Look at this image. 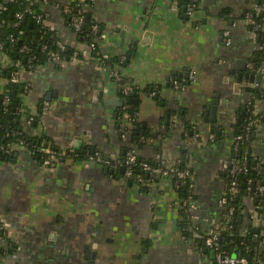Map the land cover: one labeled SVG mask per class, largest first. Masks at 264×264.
I'll return each mask as SVG.
<instances>
[{
    "label": "crops",
    "instance_id": "0c3cea01",
    "mask_svg": "<svg viewBox=\"0 0 264 264\" xmlns=\"http://www.w3.org/2000/svg\"><path fill=\"white\" fill-rule=\"evenodd\" d=\"M69 1L41 7L67 43L73 42L74 33L60 4ZM172 1L93 0L90 8L106 28L101 51L108 58L127 54L128 64L116 67L143 88L138 105H133L142 129L162 131L146 139L140 152L148 159L161 154L167 160H185L193 174L195 223L204 230L220 229L223 162L230 154L232 124L248 102L241 84L245 71L234 65L250 71V58L263 46L243 16L253 0H202L195 19L185 8L175 9ZM174 76L182 78L185 90L171 88ZM24 79L31 86L23 96L25 115L39 116L35 127L28 128L30 134L46 135L47 144L63 149L96 148L111 160L116 151L121 154V145L132 146L119 128L120 107L104 102L123 96L120 86L97 60L50 62L25 72ZM6 82L0 77V92ZM107 82L111 90L105 96ZM147 87L159 88V99ZM49 91L50 101L45 100ZM215 98L219 103L213 122L208 120V104ZM44 101L50 104L47 113H42ZM257 101L262 120L254 152L264 160V98ZM172 119H177L175 124ZM14 152L13 158L0 159V215L14 239L0 238V264H217L213 249L183 230L176 206L182 198L172 179H162L151 196L129 182L118 160L90 167L67 162L50 172L29 149ZM254 207L245 195L232 223L242 237L259 242L264 259V220L254 215Z\"/></svg>",
    "mask_w": 264,
    "mask_h": 264
},
{
    "label": "trees",
    "instance_id": "16d2710c",
    "mask_svg": "<svg viewBox=\"0 0 264 264\" xmlns=\"http://www.w3.org/2000/svg\"><path fill=\"white\" fill-rule=\"evenodd\" d=\"M47 1L48 4L56 3L57 0H0V21L2 23V29L0 30V42L3 43L5 51L8 53L12 61H20L26 67H28V59L30 56H33L34 62L36 65H45L48 63L51 58V53L55 51H59L60 48L58 46V42L61 41L62 37L59 34L56 28H51L49 25L38 22L34 17L37 13H46L41 7L43 3ZM85 5L91 6L93 0H85ZM180 8H185L189 0H179ZM256 4L261 7V11L259 14L254 13V19L256 21H260L264 18V0H255ZM69 4L74 6V15L83 14L84 15V24L82 28L76 33V38L80 42H91L95 38L102 36L105 33V26L103 23L97 21L93 15V11L90 9H85L83 11H79V7H77L78 0H70ZM61 7L63 6L60 4ZM31 9L32 12L28 11ZM17 12H23L24 17L20 20V22L15 25L14 22L17 21ZM244 14L243 16H245ZM66 16V15H65ZM67 19L70 17L66 16ZM222 17L228 18L226 15L222 14ZM71 18V17H70ZM69 18V20H70ZM98 24L99 30L97 32L92 31V25ZM251 28L252 25L249 24ZM5 31L6 35L3 36L2 32ZM22 39V44H19V40ZM257 40L260 44H262V48L260 53L257 52L250 58L251 62H254L255 66L264 64V31L260 30L258 32ZM27 45L29 50L27 52H22L21 48ZM46 47V48H43ZM75 47L72 45H68L64 50H61V54L64 57V60H70L74 54ZM81 57V55L79 54ZM91 59L93 60H103V62L110 69L114 66H125L128 64L129 57L126 54L125 58L122 59V55H116L113 57H105L103 51H101L100 46L91 53ZM57 64V62H55ZM29 68V67H28ZM12 70V66L0 67V77L4 78L6 82V90L0 92V143H7L9 141H25L31 145L39 146L41 143H48L46 135H33L28 132L29 127H35V120L39 118V116H34V121L30 124L23 118V114L26 112L21 111L24 107L23 105V96L26 94V81L13 82L11 81L10 72ZM253 73V71L250 70ZM248 81L249 78L244 76ZM173 80H178L180 84L183 81L181 77L174 76ZM129 79L125 78V84H123L120 80L118 81L120 86L124 87L128 83H132ZM264 81V75H262L261 82L251 85L250 87L245 88V93L247 96V105L244 110H240V117L232 124L231 129V137L234 139L233 144H231L230 156L231 158L238 161L240 165L244 168L237 174L238 177V188L239 193L228 198V203L235 205L241 204L245 195H248V192L252 194H257V190L253 191L252 183H248V180L252 178L254 182L264 184V164L261 161V158L257 155H254L252 149V142L256 138V130L257 127L255 124H251L250 122L256 119V115L253 112V103L257 100L264 98V87L261 88V84ZM172 85L171 88H173ZM133 91L143 90V88L139 87L132 83ZM154 87H147L146 91L150 93L154 90ZM180 91V89L175 88ZM157 94L154 95L155 98L159 99V88L156 89ZM131 92V93H132ZM4 93H8L10 96L9 104L5 105L3 101ZM131 93L127 94V97L131 95ZM122 94L126 96V94L122 91ZM174 112V111H172ZM117 119L120 123L122 119L126 116L136 117V121L131 122V125H128V136L132 146L128 145L122 146L121 158H125L126 153L131 147L136 146V148L143 147V144L146 139L149 137H156L150 131L145 129L144 134H139L138 131H141L142 124L137 120V109L130 102H127L125 106L120 107L117 113ZM262 118V117H261ZM186 123V127L189 126V120L184 119ZM134 127V128H133ZM243 135V139L236 140V136ZM217 136V135H216ZM220 136H217L219 138ZM238 141V145L235 143ZM49 145V144H48ZM50 146V145H49ZM51 147L58 151H63V148L57 147L55 144ZM69 151V150H67ZM96 151H100L95 148L94 151L88 150L87 152H82L80 150H73L70 153L75 155V159H83L84 157H88L89 155H93ZM101 152V151H100ZM105 158L107 155L103 154ZM12 155H4L2 151H0V159L10 157L13 158ZM34 157H39L36 154ZM149 162L157 166L159 163L156 162L155 159H148ZM179 168L181 169H189V166L186 164L185 160H180ZM191 171V170H190ZM135 174H142V171L136 166L134 168ZM192 172V171H191ZM125 173V171H124ZM223 178L226 184V190L229 189L230 183L232 182V177L230 174V168L225 169L223 172ZM173 181L175 186L179 189V193L182 199L190 198V178L187 181H181L176 176L173 177ZM132 184L135 183L134 178L128 179ZM251 185V191L248 190V186ZM255 205L264 206V195L258 193V196L254 199ZM261 210V209H259ZM225 212V210H224ZM181 226L185 232L190 233L186 226L189 223L185 217L183 216V220H181ZM235 229V225L233 223V227L226 228L224 225L219 229L222 240L220 243L226 248L231 254L242 256H246L248 258L249 264H264V259L261 251L259 250V242H253L251 238H244L240 234L237 233ZM2 234L0 233V238Z\"/></svg>",
    "mask_w": 264,
    "mask_h": 264
},
{
    "label": "built area",
    "instance_id": "2783aa9c",
    "mask_svg": "<svg viewBox=\"0 0 264 264\" xmlns=\"http://www.w3.org/2000/svg\"><path fill=\"white\" fill-rule=\"evenodd\" d=\"M85 0H78L77 7H79V11H83L86 9ZM202 0H189L185 7L186 15L190 16L191 18L195 19V16L198 13V10L201 6ZM44 3H47L45 1ZM172 6L177 9L180 6L179 0H173ZM261 7H259L255 0H253L252 5L250 6V9L246 12L245 18L246 22L251 24L252 27L250 28L252 35L257 39L258 32L260 30L264 31V18H262L260 21H256L254 19V13L259 14L261 11ZM28 11L32 12L31 9H28ZM62 12L66 16H70V20L68 18V24L71 27L73 33H74V39L73 42L67 43L65 40L61 39V41L58 42V46L60 48L59 51H55L51 53V58L49 59L48 63H55V62H64V57L61 54V50H64L68 45H72L75 47V51L73 56L71 57V61L73 62H80V61H88L91 59V53L93 51H96V49L101 45V43L107 38V33L105 32L102 36L95 38L91 42H80L76 38V33L82 28L84 24V15H74V6L68 4H63L62 6ZM17 21L14 22L15 25H17L21 19L24 17L23 12H17ZM34 17L37 19L38 22L45 23L49 25L51 28H54L49 22L47 13H37L34 15ZM99 30L98 24L92 25V31L95 33ZM224 36L227 39L228 43H230V31L226 30L224 32ZM46 48V47H43ZM29 48L27 45H24L21 48L22 52H27ZM81 55V57L79 56ZM105 57H108L106 53H104ZM125 58V55H122V59ZM103 69L107 70L109 73V78L118 82L121 79H124L125 76L123 75L122 71L114 66L110 69L108 66L103 62V60H97ZM12 66V70L10 72L11 81L13 82H20V81H26L25 87L26 91L29 92L31 86L29 81L24 79L25 72H34L37 71L42 67L41 65H36L34 62L33 56H30L28 59V67L25 68L23 64H21L20 61H12L8 53L4 49V45L2 42H0V67H7ZM248 68L249 70L253 71L254 73H259L261 75H264V64L259 65L258 67L255 66L254 62L249 61L248 62ZM192 79H195V71L192 70ZM242 87L245 89L246 87H250L253 85L252 82L244 79L241 82ZM173 85L175 88L180 89L181 91L186 89V85L180 84L178 80L173 81ZM133 91L132 83H128L124 89L123 92L126 94L125 98H127V94L131 93ZM26 92V93H27ZM158 92L156 89L152 90L151 94L156 95ZM10 96L8 93H4L3 101L4 104H9ZM258 101L253 103V112L256 115V119L254 121L250 122L251 124H255L256 127H258L259 123L262 120V113L258 108ZM50 109V104L48 101H44L42 104V113H47ZM21 111H24V107L21 109ZM23 118L27 121L28 124L32 123L34 121V115H25L23 114ZM136 121V117L128 116V118L125 116L121 123H120V131L123 136L128 135V125H131V122ZM177 119H172V123L175 124ZM198 133L195 132V136L198 137ZM243 135L236 136V140L243 139ZM232 138V137H231ZM256 139V138H255ZM238 140V141H239ZM238 141L235 143V145H238ZM234 142V139L232 138V144ZM255 147V140L252 142V149L253 153ZM29 149L34 154H38L41 157L42 160V167L45 170H48L50 172H55L59 169L61 164L64 163H70L75 165H82L83 167H90L92 165H103L104 163H108L111 158H105L100 151H96L93 155H89L88 157H84L83 159H75V155L71 154L70 152L74 149L68 148L64 149L63 151H58L54 149L53 147L49 146L47 143H41L39 146L31 145L25 141H9L7 143H0V151H2V154L11 155L14 150L17 149ZM69 150V151H67ZM113 159L115 161H119L122 165L125 166V176L127 178H134L136 183L144 185L147 189L146 192L151 194V196H154V192L156 190V185L162 181V179H173L174 176H176L181 181H187V179L190 178L192 180L193 174L189 169H181L179 168V162L180 159H174V160H167L166 158L162 157L160 154L155 160L157 163H159L157 166H154L151 162H149L146 158L143 157L142 153L140 152L139 148H136V146L131 147L126 153L125 158H121V154L119 151H116L113 156ZM117 161V162H118ZM262 163L264 164V160L261 159ZM224 169L230 168V174L232 177V182L230 183V187L228 190H224L223 194L220 198V204L224 207V216H223V225L226 228L233 227V216L236 212V206L233 204L228 203V198L236 195L239 193L238 188V177L237 174L243 170V166L238 163L235 159L231 158L230 154L223 162ZM138 167L140 171H142V174H135L134 168ZM248 183H252V186L254 185L253 191H256L264 195V184L256 183L252 178L248 180ZM226 188V186H225ZM248 190L251 191V185L248 186ZM257 194H252L251 192H248V194L251 196V198L254 200L255 197L258 196ZM233 198V197H232ZM176 206H179L181 209V216L185 217V219L189 222L186 226L187 230L192 234L194 238H197L199 240L204 241V243L211 247L215 253V260L217 264H249L248 258L246 256H242L241 254L233 255L231 254L224 246L220 243L219 240V229L218 228H211V229H201L195 221L198 218V214L196 213V204L190 198L187 199H180L176 202ZM261 209V210H259ZM254 215L257 218H260L264 220V206H258L255 205L254 207ZM0 233L2 234V237L5 239H10L14 241L13 234L9 225V222L5 217H2L0 215ZM12 241V242H13Z\"/></svg>",
    "mask_w": 264,
    "mask_h": 264
},
{
    "label": "water",
    "instance_id": "95a60500",
    "mask_svg": "<svg viewBox=\"0 0 264 264\" xmlns=\"http://www.w3.org/2000/svg\"><path fill=\"white\" fill-rule=\"evenodd\" d=\"M210 1H212V0H210ZM2 35L3 36H5L6 35V32L5 31H3L2 32ZM22 39H20L19 40V44H22ZM245 63H246V61H244ZM234 67H236L237 69H240L241 71H245V76L246 77H248L249 78V80H250V82H252V83H254V82H257V83H259V82H261V78H262V75L261 74H255V73H252V72H250V71H248L247 70V67L246 66H242V65H237V64H235L234 65ZM187 75H189V74H187ZM243 77V74H240L239 75V78H242ZM111 81H113V82H115V83H117L116 81H114V80H112V79H110ZM123 84H125L126 82H125V79H121L120 80ZM116 85H119V83L118 84H116ZM169 85V83L167 84V86ZM120 86V85H119ZM119 89H120V91H121V93H122V91H123V86H120L119 87ZM111 90V86H109V82H107L103 87H102V91H103V93L105 94V96H106V94H108L109 93V91ZM138 93H139V91H134V92H132L131 93V95L128 97V100L126 101V98H125V96L123 95V96H111V97H109L108 99H106L104 102H105V104H106V106H109V105H111V104H113V105H116V106H119V107H123V106H125V104L127 103V102H130L132 105H138V103H139V97H138ZM52 95H53V93L51 92V91H49L47 94H46V96H45V100H48V101H50L51 99H52ZM215 97H218V95H214ZM218 103H219V100L217 99V98H215V99H213L212 101H211V104H208V106L210 107V110H209V118H208V120H210V121H215L216 120V113H217V110H218ZM118 115V114H117ZM170 116H171V112L169 111L168 113H167V117L168 118H170ZM36 122V121H35ZM162 122H165L166 123V120H162ZM170 122V120L168 119L167 120V123H169ZM36 124V123H35ZM143 127L145 128L146 127V124L144 123L143 124ZM166 128V127H165ZM141 132V134H144L145 133V129L143 130H141L140 131ZM162 131H160V130H157L155 133H153L154 134V136H156V137H158L159 136V134L161 133ZM139 133V132H138ZM151 140H152V138H151ZM86 149V148H85ZM91 150L92 151H94L95 150V148H91ZM83 152H86V151H84L83 150ZM13 154H16V152H13L12 153V155ZM107 158H111L110 156H107ZM111 163H112V165H115L116 164V161H115V159H113L112 158V160H111ZM121 169L123 170V171H125V166L123 165V166H121ZM252 189H254V185L252 186ZM93 255H94V253H93Z\"/></svg>",
    "mask_w": 264,
    "mask_h": 264
},
{
    "label": "flooded vegetation",
    "instance_id": "af4514ba",
    "mask_svg": "<svg viewBox=\"0 0 264 264\" xmlns=\"http://www.w3.org/2000/svg\"><path fill=\"white\" fill-rule=\"evenodd\" d=\"M134 128V127H133ZM127 179H129V178H127ZM136 183V182H135ZM139 187H140V190L141 191H144V192H146L147 191V189H146V187L144 186V185H141V184H138V183H136Z\"/></svg>",
    "mask_w": 264,
    "mask_h": 264
},
{
    "label": "rangeland",
    "instance_id": "374dc122",
    "mask_svg": "<svg viewBox=\"0 0 264 264\" xmlns=\"http://www.w3.org/2000/svg\"><path fill=\"white\" fill-rule=\"evenodd\" d=\"M86 9H90V6L86 5ZM93 17H94L97 21H99L98 16H97L95 13H94ZM99 22H100V21H99Z\"/></svg>",
    "mask_w": 264,
    "mask_h": 264
}]
</instances>
